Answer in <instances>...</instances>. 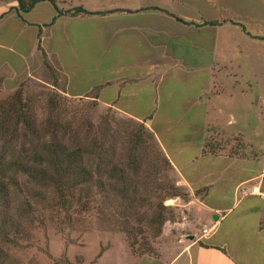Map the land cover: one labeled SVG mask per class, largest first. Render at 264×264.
<instances>
[{"label":"crops","instance_id":"1","mask_svg":"<svg viewBox=\"0 0 264 264\" xmlns=\"http://www.w3.org/2000/svg\"><path fill=\"white\" fill-rule=\"evenodd\" d=\"M63 1L58 6L55 0L62 11L81 6L102 13L56 15L49 1L21 17L14 7L0 11V22L13 24L10 43L0 42L8 51L0 56V69L8 68L12 80L33 77L48 70L44 52L63 81L64 95L91 98L143 123L155 137L176 185L188 192L181 201L188 213L182 211L181 220H165L159 253H129V264H264V199L251 193L252 186H264L261 148L249 157H241L238 148L232 154L224 147L203 153L208 137H246L253 150L259 137L246 135L242 127L239 101L250 86L236 79L228 83V67L216 61L223 52L213 40L221 33L214 39L210 31L224 22L200 26L197 34L194 21L186 25L170 14L182 18L175 13L179 0ZM209 1L216 8L215 0ZM0 27L5 33L7 28ZM53 34L59 44L67 43L69 55L61 53L62 45L45 46ZM72 49L82 56L76 63Z\"/></svg>","mask_w":264,"mask_h":264},{"label":"rangeland","instance_id":"2","mask_svg":"<svg viewBox=\"0 0 264 264\" xmlns=\"http://www.w3.org/2000/svg\"><path fill=\"white\" fill-rule=\"evenodd\" d=\"M99 1L100 4L105 2ZM215 2L216 8H212L209 0H179L181 6L177 5L175 13L194 21L197 34L198 28L206 25L202 24L205 21L221 19L224 22L223 27L217 29L214 26L210 31L214 39L221 33V39L213 40L214 47L216 44L223 52V57L216 58V61L228 67V83L236 79L240 85L250 86L239 101L240 113L244 116L242 127L246 135L258 134L259 137L254 150L246 137L225 135L221 141H216L230 154L243 147L241 157L252 156L258 146L261 148L259 155L264 158V0ZM57 4L64 6L66 2L57 0ZM16 5V0H0V11L15 9ZM168 5L173 6L171 2ZM0 25L7 28L0 34H5V40L0 36V42L10 43L13 24L1 21ZM59 43L61 41L55 34L44 41L49 49L62 45L61 53L69 55L67 43ZM1 47L0 56H3L8 51ZM72 51L74 56L70 58L76 63L82 56H76L75 50ZM89 58L86 57L85 62H90ZM199 58L205 59L202 55ZM48 70L44 68L33 77L12 80L9 69L2 67L0 101L21 88L23 98L31 100L39 140L55 136L68 146L88 145L94 141L96 154L90 161L93 169L97 162L104 167L123 166L130 182L138 183L140 196L123 198L108 186L97 188L96 179L109 183L102 173L104 167L95 172L87 196H76L78 190L74 196H55L49 188L29 183L19 175L17 181L22 183L24 193L17 191L10 196L5 215L12 225H6V229L0 227V264H129V253L134 256L159 253L157 241L161 240L159 235L165 221L158 231L159 225L152 221V216L161 211L166 220L177 221L182 219V211L188 213V209L181 206V197H169L177 184L176 176L172 168L165 166L160 156H156L161 149L155 137L143 135L141 148L133 152L139 156L138 161L135 165L129 164V154L134 146L132 134L143 123L121 116L108 106H99L91 98L64 95L60 76L53 69V73ZM51 97L58 103L53 111L49 104ZM53 119L61 125L44 129ZM207 139L212 141V138ZM15 147L16 154L32 148L21 138L15 142ZM28 188L43 196H29L26 193ZM1 213L2 209L0 220Z\"/></svg>","mask_w":264,"mask_h":264},{"label":"trees","instance_id":"3","mask_svg":"<svg viewBox=\"0 0 264 264\" xmlns=\"http://www.w3.org/2000/svg\"><path fill=\"white\" fill-rule=\"evenodd\" d=\"M40 1H49L54 6L56 15L102 13L100 11H89L81 6L62 11L56 5L55 0H16L15 13L21 17L22 13L30 11ZM5 13L7 11L1 14ZM171 15L183 24L193 23L174 14ZM202 24L216 25L217 22L211 20ZM42 55L44 65L53 73L52 68L46 61L44 52H42ZM49 104L52 111L56 110L58 103L54 97L50 98ZM31 109V100L23 98L21 88H17L9 98L0 101V209L3 211L0 227L2 229H6V225H12L10 218L5 215L10 196L17 191L24 193L21 190L22 183L17 181V176L21 175L29 183L49 188L55 196H74L75 190H78L76 196H87L90 193L89 183H92L95 172H99V168L104 167L99 162H97L94 169L91 166L90 161L96 154L95 150L97 148L94 141L88 145L68 146L55 136L50 137L49 140H39L38 128ZM57 125L60 126L61 124H57V121L53 119L44 126V129L48 130L50 127H56ZM144 134L152 136L144 124H139L137 130L132 134L134 146L131 148L132 152H130L128 160L131 165H135L138 161L139 156L134 153L141 148ZM19 138L26 140L32 148L25 150V153L16 154L15 142ZM239 148L242 149L243 147ZM221 149V145L213 139L212 141L206 140L203 153L215 154ZM156 156H160L162 163L171 168V164L163 152H157ZM84 158L86 159L85 162ZM102 173H104L109 183L96 179L97 184L95 185L97 188L104 189L108 186L123 198H126V196H140L138 195L140 191L138 183L130 182L123 166L117 164H112L109 167L105 166ZM117 182L119 183L118 186L116 185ZM26 193L29 196H43L42 193L32 188H28ZM177 196L187 199L188 192L181 186L174 185V192L169 197ZM164 207L167 208L166 205ZM151 219L153 222L158 223V231H160L163 222L166 220L161 211L152 216Z\"/></svg>","mask_w":264,"mask_h":264},{"label":"built area","instance_id":"4","mask_svg":"<svg viewBox=\"0 0 264 264\" xmlns=\"http://www.w3.org/2000/svg\"><path fill=\"white\" fill-rule=\"evenodd\" d=\"M251 193L264 199V186L261 185L252 186Z\"/></svg>","mask_w":264,"mask_h":264},{"label":"water","instance_id":"5","mask_svg":"<svg viewBox=\"0 0 264 264\" xmlns=\"http://www.w3.org/2000/svg\"><path fill=\"white\" fill-rule=\"evenodd\" d=\"M213 218L216 220V219H218V216L215 215V216H213Z\"/></svg>","mask_w":264,"mask_h":264}]
</instances>
